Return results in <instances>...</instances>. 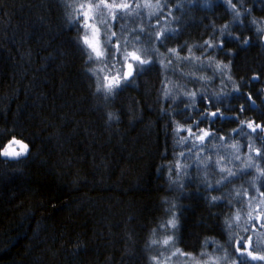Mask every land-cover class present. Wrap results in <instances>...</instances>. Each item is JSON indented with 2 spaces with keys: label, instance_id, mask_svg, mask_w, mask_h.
Listing matches in <instances>:
<instances>
[{
  "label": "trees",
  "instance_id": "16d2710c",
  "mask_svg": "<svg viewBox=\"0 0 264 264\" xmlns=\"http://www.w3.org/2000/svg\"><path fill=\"white\" fill-rule=\"evenodd\" d=\"M81 1L0 0V143L15 137L29 146L19 161L0 156V264H157L153 257L159 264L165 248L149 243L153 229L155 238H166L159 225L171 218L165 211L170 205L179 217L173 249L191 253L198 264L213 263L207 254L231 264L238 239L230 222L242 209L238 195L250 194V178L260 175L254 167L264 170V159L252 150L251 174L219 191L205 181L215 184L221 176L204 179L202 170H214L210 157L218 162L215 169L237 172L243 161L229 153L241 146L242 152L264 153L257 139L264 133L247 127L264 125V34L257 31L264 29V6L232 0L242 13L234 21L222 0H158L161 15L175 22L170 38L157 45L162 66H146L134 85L106 96L97 91L93 63L82 50L75 17ZM225 24L249 43L220 37ZM220 39L225 50L204 43ZM166 90L172 96L166 98ZM186 92L197 93L194 107L182 102L190 99ZM214 111L225 119L200 123L215 135L189 153L198 142L178 143L187 132L177 134V127H189L185 114L194 122ZM177 164L190 165L189 175L180 168L179 176L170 175ZM258 179L264 192V176ZM209 196L222 199L213 204Z\"/></svg>",
  "mask_w": 264,
  "mask_h": 264
},
{
  "label": "snow or ice",
  "instance_id": "6c2138e0",
  "mask_svg": "<svg viewBox=\"0 0 264 264\" xmlns=\"http://www.w3.org/2000/svg\"><path fill=\"white\" fill-rule=\"evenodd\" d=\"M195 2V0H193ZM204 3H208V0H203ZM222 2L227 3L230 6V10L233 12V20L239 21L240 16L242 13L237 10V5L232 2V0H222ZM238 3H243V0H237ZM257 3L264 6V0H256ZM137 8L140 7V5L136 6ZM80 14L77 17V21L81 22V18H83L81 22V27L83 29H91L92 30V39L89 38V35L87 31H85V34L83 36V45H86V49H82L85 51V54L87 55L88 60L90 61H102L105 64V67H109L111 65L112 68H116V65L119 64L120 67L116 69L115 74L111 75V77H105L106 80H108L107 84H102L100 87L97 88V91H105L106 96H112L115 95L119 90H121L124 87H127L129 85H134L136 82V77L143 74L148 69L145 67V65H151L152 60L150 58H147L149 56V52H155L158 51L155 48H145L143 50V57L141 55H137L136 52L128 53L126 51V43L125 45H121L120 43H113L112 37L116 36V32H111V35H108V28L111 27V25L108 24V20L105 19V14L111 17V20L121 29L125 27V25L122 24V21L124 20L125 16L132 15V6L127 2L117 3L116 0H97V2H94V0H86L85 3L79 4ZM87 9V11H85ZM89 12L97 13L98 16H89ZM244 13L250 15L251 9L245 8ZM139 15V13H137ZM99 19L100 24L106 25L105 28V41H104V49L101 51L99 47V38L98 34L100 29L97 28L94 24H89V19ZM242 23V21H240ZM257 21L253 20L252 23H256ZM141 32H143V29H140ZM258 32L261 34H264V29H257ZM149 36H151V33H149ZM220 37H226L229 40H234L237 43L241 45H247L249 43V40L247 39H241L240 36H233L232 32L230 31V26L228 24L223 25L222 29L219 31ZM170 36L168 35V30H163L161 32H158L155 35V41H159L161 45L165 43L167 39H169ZM213 40L216 39V37L212 38ZM136 41H140V36L137 35L135 37ZM147 43L151 44L154 41L149 40L146 41ZM207 48H220L221 50L224 49V40L220 39L218 42L213 43L211 41H205L204 42ZM186 47V45H182L181 48ZM202 49L204 46H200ZM90 50V51H89ZM136 51H139L137 49ZM168 51L176 53V49H168ZM189 52H191V49H189ZM94 54V55H93ZM225 54H228L227 51ZM117 56L120 57L119 60H117ZM129 58L132 62H128ZM182 59H189L188 57H183ZM127 62V68L128 71L124 72V63ZM172 63L171 60H169V65ZM219 66V65H218ZM168 65H164V68H167ZM229 65L225 64L223 65V68H228ZM103 71V69H100ZM258 77H253V79H257ZM230 79V77H229ZM235 91L239 92V88H237ZM165 97L172 96V93L170 90L165 91ZM185 96L190 97L187 101H182L186 104V106H193L194 107V101L197 93H184ZM207 98V97H204ZM175 99V98H174ZM219 99V98H217ZM254 103V102H253ZM218 107V105H217ZM167 111V110H165ZM241 111H243V107H241ZM185 123L189 124V127L186 129H182L179 126L176 129L177 134H179L180 131H186L187 135L184 137H181L180 140L177 142L180 143L181 141L185 144L189 143V140H194L198 143H192L191 146L188 148L189 153H193V149H199L200 146L204 145L206 142V138L212 137L215 134L212 132H209L203 128H200L199 125L202 122H206L209 124H213L215 122V119H225L223 113L219 111L214 112H203L200 114V119L195 120L194 122H190L187 119V114ZM211 117L212 119H208V117ZM230 119H234L237 122L239 121V117H231ZM196 128L197 131H193V128ZM248 128L252 130V132H256L257 129H259L260 132L264 133V125L261 124H255V127H253V123H248ZM237 132L240 134L247 136V133H244L242 129H237ZM257 139H260L262 142H264V136H259ZM18 146L19 150H17L16 147ZM264 146V145H262ZM235 147V146H233ZM256 152V155L258 157H261L264 159V153L261 152L260 149H253ZM29 152V146L26 143H23L21 139H16L13 137L9 140L8 144L5 146L4 144L0 143V156L6 157L11 160L19 161L21 157L27 155ZM195 154V153H193ZM181 156H184L185 153L182 151L180 153ZM218 162L212 161L209 157V165L213 167L215 170V166ZM187 167H190V165H184L181 166L177 164L174 168H169L168 171L171 174H175L177 176L180 175V173L176 172V168H180V172L184 173L185 176H188L189 174L185 171ZM248 167H252L251 164L248 165ZM205 169H207V165L205 166ZM220 173H224L225 169L223 167H220L218 169ZM261 176H264V170H261L260 172ZM237 176L236 172L228 171L226 176H223L221 180H217L215 183V186L211 183H208L205 181V186L209 190H216L219 191V186L224 183V181H228L229 183L233 182L229 178ZM173 184H176L177 181H173ZM181 189H184L187 185L185 184H179L178 185ZM264 186V185H262ZM259 191V189H257ZM262 196H264V192L260 193ZM210 203H215L216 201L222 199V197H216V196H209L207 197ZM228 203H232V201H228ZM175 205H170L168 209H166V213L171 217L170 219L162 221V223L159 225L160 228L164 230L162 235H164L166 238L160 240L155 238L157 236V230L153 229V239L150 240L149 246L161 244L165 248H170L175 245L174 237L176 236V232L179 228V217L176 216L173 213V209L175 208ZM239 217H237L238 219ZM208 243V241H205V245ZM262 245H264V242H254L252 241L251 237H241L240 240L236 241L235 244V254L231 258V264H250V262H264V254H261V251L264 250L262 248ZM176 253H179L180 255H188L191 257V253H183L179 248L176 249V252L173 253V255H176ZM201 256H205V252H201ZM154 262H157L158 264V258L153 257L152 258ZM227 259V257H225Z\"/></svg>",
  "mask_w": 264,
  "mask_h": 264
},
{
  "label": "rangeland",
  "instance_id": "374dc122",
  "mask_svg": "<svg viewBox=\"0 0 264 264\" xmlns=\"http://www.w3.org/2000/svg\"><path fill=\"white\" fill-rule=\"evenodd\" d=\"M85 2L86 1L84 2L81 1L75 5L76 19L80 14L79 4L85 3ZM94 2H97V0H94ZM116 2L117 3H122V2L129 3L132 6V15L125 16L124 20L127 21L126 23L127 25L129 24V26L126 25L122 29L126 33H124V35L121 36V32L119 33V31H121L120 28H118V26H116L115 28V23L111 20V17L105 14V19H107L108 24L111 25V27L108 28V35H111V32H116V36L112 37L113 43H120L121 45H125V42H127L126 51L128 53L135 51L137 55H141L143 57V50L145 48L157 49V45L159 41H155L154 38L158 32H161L166 29L168 30V35H171L175 30V28L173 27L175 22L173 20H167L165 13L161 15L162 8L159 7L160 2L158 0H116ZM137 5H140V7L137 8L136 7ZM85 11H87V9H85ZM137 13H139V15H137ZM89 16L90 17L98 16V14L94 12H89ZM82 20L83 18H81V22ZM81 22H78L80 26H81ZM88 23L94 24L97 28L100 29L99 34H98V38L100 41L99 47L101 51H103L104 41L106 39L105 34H104L106 25L100 24L98 18L89 19ZM141 28L143 29V32L140 31ZM85 31H87L89 38L92 39V30L83 29V36L85 34ZM149 33H151V36H149ZM137 35L140 36V41L135 40V37ZM149 40H152L154 42L149 44L146 42ZM263 43H264V35H263ZM84 46L85 48H87L86 45ZM137 49H139V51H136ZM156 52L157 51L155 52L150 51L149 56L147 58H150L153 61L152 63H155L157 61L159 66L160 65L162 66L163 61L161 59H156V56H155V54H157ZM116 59L119 60L120 57L117 56ZM128 62H132L130 58ZM92 63H93V74L97 78L99 86H101L102 84H107L108 80H106L105 77L107 76L110 78L111 75L115 74L116 69L120 67L119 64L116 65V68H112L111 65H109V67H105L104 62L102 61H92ZM146 66L148 65H145V67ZM100 69H103V71H101ZM123 71L124 72L128 71L127 62L124 63ZM14 147H16L17 150H19L18 146H14ZM243 148L244 147L241 146L240 150L235 149V148L230 150L229 154L231 156L234 154L237 155V158H238L237 162H239V164L241 161H243L241 165L238 164L242 168H239V170L236 172L237 176L230 177L229 178L230 180H233V179L237 180L239 178L241 179L242 176H245L246 174L248 175L251 174V171L253 170L251 169L252 167L251 168L248 167L249 169L246 167L248 166L250 160L252 159L251 158L252 155L250 153L253 149L247 148L245 149L244 152H242ZM27 155L21 158H24ZM3 158L6 160H11L6 157H3ZM219 168L220 166L216 167L215 170H212L209 173L208 171L205 172L203 168L202 174L205 177L204 179H206L207 177L208 178L211 177V175L212 177L217 176L218 174L221 176V179H222L223 176L227 175L228 170L227 171L225 170L224 173H220L218 171ZM248 170H251L250 173H248L249 172ZM230 171L233 172V170H230ZM254 171H256L255 173H257L258 175L261 172L258 166L254 167ZM182 175H184V173ZM260 176L261 175H259L258 177L253 176L250 178L251 181H249V183H251L250 184L251 187H249L250 188V191L248 192V194L250 193L249 195H241V193L239 192L238 196L241 199L240 201H241L242 209L240 208L238 209L237 217L239 218L237 219L236 217L235 220L230 222L231 228H236L237 230V233L234 235L237 237L236 239L240 240L241 237H245V238L251 237L254 244L256 242H264V196L260 194L261 192H263L261 188L256 185L257 182H259L260 180L258 179L260 178ZM211 180L213 181V179ZM226 182L227 181H224V183ZM208 183H211V181L209 180ZM211 184L215 185L214 183H211ZM257 189H259V191H257ZM231 237L233 236L231 235ZM262 248H264V245H262ZM174 252H176V248L175 249H173L172 247L165 248L164 253H162V256L159 257V264H198L192 256L190 257L188 255H180L179 253H176V255H173ZM261 254H264V250L261 251ZM206 258L209 259L210 263L213 262L212 264H229L230 263L228 258L225 259V256L216 257L213 255L207 254ZM250 264H258V262H250Z\"/></svg>",
  "mask_w": 264,
  "mask_h": 264
}]
</instances>
